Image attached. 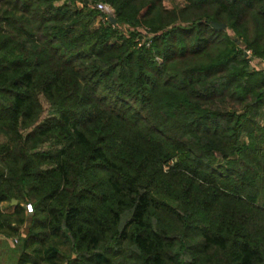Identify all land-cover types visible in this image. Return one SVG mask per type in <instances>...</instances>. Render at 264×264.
<instances>
[{
  "label": "trees",
  "instance_id": "obj_1",
  "mask_svg": "<svg viewBox=\"0 0 264 264\" xmlns=\"http://www.w3.org/2000/svg\"><path fill=\"white\" fill-rule=\"evenodd\" d=\"M164 1L0 0L13 264H264V0Z\"/></svg>",
  "mask_w": 264,
  "mask_h": 264
},
{
  "label": "crops",
  "instance_id": "obj_2",
  "mask_svg": "<svg viewBox=\"0 0 264 264\" xmlns=\"http://www.w3.org/2000/svg\"><path fill=\"white\" fill-rule=\"evenodd\" d=\"M261 67L264 68V61L260 62ZM260 67V68H261ZM15 204L11 201H2L0 202V211L3 213L13 212ZM25 234L24 228L20 229L19 237H23ZM17 239L18 236H9L3 233H0V264H13L17 254Z\"/></svg>",
  "mask_w": 264,
  "mask_h": 264
},
{
  "label": "rangeland",
  "instance_id": "obj_3",
  "mask_svg": "<svg viewBox=\"0 0 264 264\" xmlns=\"http://www.w3.org/2000/svg\"><path fill=\"white\" fill-rule=\"evenodd\" d=\"M175 3H179V0H176V1H174ZM174 2H172L171 0H165L164 1V4H165V6L166 7H168V8H170V7H172L173 6V4H174ZM78 5H80V3H77ZM104 4V3H103ZM108 7V6H107ZM109 8V7H108ZM110 9V8H109ZM110 12H102L104 15H108V17H110V14L109 13H111V9L109 10ZM112 17V16H111ZM101 16L100 15H98V16H96V18L94 19V21L92 22V24L91 25H93V26H97L98 24H99V22L101 21ZM260 62L261 61H257V60H254L253 62H252V64L253 65H255V66H257L258 68H260L262 65H260ZM262 68V67H261Z\"/></svg>",
  "mask_w": 264,
  "mask_h": 264
},
{
  "label": "built area",
  "instance_id": "obj_4",
  "mask_svg": "<svg viewBox=\"0 0 264 264\" xmlns=\"http://www.w3.org/2000/svg\"><path fill=\"white\" fill-rule=\"evenodd\" d=\"M96 8L98 9V10H100L101 12H110L109 10V8L107 7V5H105V4H103V3H97L96 4ZM247 53H249V51L247 52ZM26 210L28 211V212H31L32 211V205L30 204V203H27L26 204Z\"/></svg>",
  "mask_w": 264,
  "mask_h": 264
},
{
  "label": "water",
  "instance_id": "obj_5",
  "mask_svg": "<svg viewBox=\"0 0 264 264\" xmlns=\"http://www.w3.org/2000/svg\"><path fill=\"white\" fill-rule=\"evenodd\" d=\"M109 19H110L111 23H114V22H115L114 18L109 17ZM211 25H212L213 27L217 28V29H221V28H224V27H225L224 24H221V23H215V22H211ZM11 202H12L13 204H16L17 201H16L15 199H12Z\"/></svg>",
  "mask_w": 264,
  "mask_h": 264
}]
</instances>
